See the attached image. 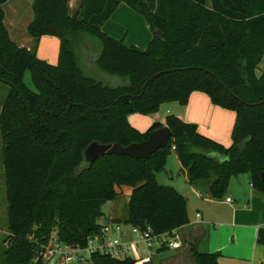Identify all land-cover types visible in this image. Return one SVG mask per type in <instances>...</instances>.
<instances>
[{
	"label": "trees",
	"instance_id": "16d2710c",
	"mask_svg": "<svg viewBox=\"0 0 264 264\" xmlns=\"http://www.w3.org/2000/svg\"><path fill=\"white\" fill-rule=\"evenodd\" d=\"M7 1L0 0V82L8 86L0 108V142L8 234L0 264H44L34 240L43 241L54 229L61 241L85 245L100 230L102 205L122 186L130 188L127 214L114 220L149 226L155 234L186 224V198L156 179L170 149L187 182L199 190L203 185L210 198L222 197L229 178L239 173H248L254 190L264 193V67L255 75L264 52V0H80L74 12L69 0H33L30 48L8 35ZM121 2L153 31L144 48L101 30ZM42 35L59 38L55 64L36 54ZM192 91L234 111L228 146L176 114L143 132L127 119L131 113H152L165 101L186 104ZM162 125L172 135L146 157L83 159L92 141L126 146ZM256 240L264 246V226ZM188 253L193 264H218L219 254L198 251L196 239ZM91 260L137 264L100 253Z\"/></svg>",
	"mask_w": 264,
	"mask_h": 264
},
{
	"label": "crops",
	"instance_id": "0c3cea01",
	"mask_svg": "<svg viewBox=\"0 0 264 264\" xmlns=\"http://www.w3.org/2000/svg\"><path fill=\"white\" fill-rule=\"evenodd\" d=\"M32 1L8 0L3 5V23L10 39L17 45L27 48L33 45V37L27 32V25L33 18ZM73 2L69 0L70 8L74 6ZM75 2L78 3L79 0ZM129 8L124 2L119 3L102 24L101 30L115 38L123 35L125 44L144 48L152 38L149 31L151 29L145 20L130 13ZM131 23L136 24L133 32ZM59 44L58 37L42 35L37 44L36 54L39 58L55 64L58 60ZM183 105L184 107L170 105L171 111L185 121L196 123L202 134L224 146L231 143L229 133L231 121L234 122L235 118L233 110L213 104L207 94L201 91H192ZM127 119L141 132L154 122L152 118L138 113L129 114ZM161 123H164V120H161ZM178 167H181L179 160ZM160 172L162 171L156 172L157 180L159 174H162L160 176L164 179L170 178L169 173ZM183 177L182 182L172 179L168 185L186 198L188 222L175 229L181 236V245L175 249H165L169 250L168 253L161 257L157 264H193L188 253V245L194 239L198 251L219 254L218 264H264V246L256 240L258 228L264 226V193L254 190L250 175L248 173L232 175L224 195L220 198H210L203 185L199 186V190L189 184L185 170ZM226 197H230L231 200L226 201ZM110 218L120 219L112 215L105 219ZM150 264H155L152 258Z\"/></svg>",
	"mask_w": 264,
	"mask_h": 264
},
{
	"label": "built area",
	"instance_id": "2783aa9c",
	"mask_svg": "<svg viewBox=\"0 0 264 264\" xmlns=\"http://www.w3.org/2000/svg\"><path fill=\"white\" fill-rule=\"evenodd\" d=\"M225 200L230 201L231 198L226 197ZM34 241L36 257L44 264H93V253L109 255L115 259L130 257L137 264H150L157 249L178 248L181 245V236L175 230L155 234L149 226L141 229L110 218L101 222L98 232L87 237L85 245H72L61 241L55 229L43 241Z\"/></svg>",
	"mask_w": 264,
	"mask_h": 264
},
{
	"label": "rangeland",
	"instance_id": "374dc122",
	"mask_svg": "<svg viewBox=\"0 0 264 264\" xmlns=\"http://www.w3.org/2000/svg\"><path fill=\"white\" fill-rule=\"evenodd\" d=\"M73 1H74L73 2L74 6H72V8H71V12H74L77 9L78 5H79V2L78 3L75 2L77 0H73ZM129 11H130V13H132V14L140 17L142 20H144L140 14L134 12L132 9H130ZM110 23H112V22H110ZM135 26H136L135 23H131L130 27H131V31L132 32L136 28ZM149 31H150L151 35L153 36V31L152 30H149ZM122 36L123 35H120L117 38H121ZM90 38H91L93 44L98 43L97 40L94 37L90 36ZM263 67H264V52H263L261 60H260V62L258 64V67L255 70V75L256 76L260 75ZM89 70H90V72H92V74L94 76H98L97 70H91V69H89ZM24 79H25V82L29 86H31L29 71L25 72ZM103 80L105 82H108L109 84H114V80L112 81V79H103ZM7 90H8V86L5 83L0 82V108H1V105H2V102H3L4 98L6 96ZM170 105L177 106V107H184L183 104H179L176 101H165V102L161 103L159 105L158 109L156 111L152 112V113H149V114L138 113V114L146 116L147 118H152V120L154 122L155 121L161 122V120L165 119V116L167 114H169V113L175 114V113H173L174 111H171L172 108H171ZM231 122L233 123V121H231ZM232 123H231V127H232ZM231 127H230V130H231ZM179 169L180 168L178 167V160H177L176 154H175V152L172 149H170V151H169V153L167 154V157H166L165 167H164L163 170H161L165 174H166V172L169 173L170 178L164 179V178H162V176H160L162 174H159V178H158L157 181L160 184H163V185L170 184V181L172 179L175 180V181L182 182L183 179H184L183 171L182 170L180 171ZM162 172H160V173H162ZM169 186H171V185H169ZM118 190L121 191V192L119 193V195L115 199L107 201V202H105L102 205L101 209L103 211V216L99 219L100 222H102L105 218H107L110 215L117 216L121 220H123L126 217V214H127L126 204H127L128 197H129V194H130V188L127 187V186H122ZM6 204L7 203H6V197H5L4 173H3V164H2V158H1V142H0V251H1L2 247H3L2 241L8 234L7 219H6ZM167 251H169V250H161V251L156 252L152 256L153 262L155 264H157L159 259L161 257H163L166 253H168Z\"/></svg>",
	"mask_w": 264,
	"mask_h": 264
},
{
	"label": "water",
	"instance_id": "95a60500",
	"mask_svg": "<svg viewBox=\"0 0 264 264\" xmlns=\"http://www.w3.org/2000/svg\"><path fill=\"white\" fill-rule=\"evenodd\" d=\"M155 35H161V31L156 30ZM171 135V130L166 125H162L150 131L146 138L138 142L129 143L126 146L116 142L102 144L92 141L84 149L83 159L85 162L91 163L98 156L103 154H121L135 158L146 157L163 147L168 142Z\"/></svg>",
	"mask_w": 264,
	"mask_h": 264
}]
</instances>
